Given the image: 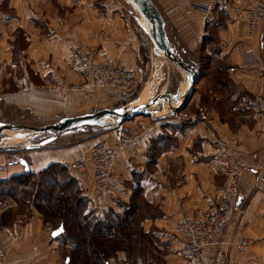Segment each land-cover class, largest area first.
I'll return each mask as SVG.
<instances>
[{
  "label": "crops",
  "instance_id": "obj_1",
  "mask_svg": "<svg viewBox=\"0 0 264 264\" xmlns=\"http://www.w3.org/2000/svg\"><path fill=\"white\" fill-rule=\"evenodd\" d=\"M50 1L0 0V122L9 123L18 114L51 124L60 115L71 116L106 102L102 88L77 91L67 87L81 80L66 72L60 61L74 46L93 48L98 58L104 53L125 68H139L137 26L121 0H77L74 4L66 0L74 5L71 18L58 17L55 24L43 16L42 9L46 10ZM152 1L165 21L168 38L172 32L174 42L206 57L212 55L214 42L215 61L226 66L214 84L208 82L213 77L210 72L202 73L185 113L187 121L171 134L172 145L151 154V148L160 143L158 138L169 131L165 120L137 117L123 122L128 139L117 162L114 192L109 197L96 198L90 174L76 173L70 165L85 157L95 143L112 144L117 133L113 129L101 130L93 139L75 140L72 135L77 132L62 133L39 148L0 151V180L24 173L22 158L34 174L60 163L79 181L82 194L89 200L88 210L90 200H94L106 210L117 212L129 203L134 188L140 187L148 207L141 227L163 250V264H188L176 250L172 227L190 217L195 208L211 204L222 183L227 151L236 149L246 203L226 229L222 244L204 248L196 262L264 264V182L257 180L264 172V120L239 108L244 96L259 95L263 89L264 23L248 35L245 22L237 17L238 9L253 0H230L229 5L213 11L211 21L198 7L207 5L208 0ZM18 31L25 39L19 56L20 71L14 63ZM17 205L11 201L0 208V213ZM29 210L14 214L13 221L0 228L5 251L0 263L64 264L69 247L51 235L53 228L43 223L34 206ZM244 237L251 242L240 250L238 244ZM167 244L171 249H164ZM108 264H127L126 253L117 252Z\"/></svg>",
  "mask_w": 264,
  "mask_h": 264
},
{
  "label": "built area",
  "instance_id": "obj_2",
  "mask_svg": "<svg viewBox=\"0 0 264 264\" xmlns=\"http://www.w3.org/2000/svg\"><path fill=\"white\" fill-rule=\"evenodd\" d=\"M230 0H208L207 5L198 6L207 16V21L213 19V11L218 6H226ZM237 17L243 19L248 35H252L264 23V0H253L237 11ZM97 50L77 45L71 48L69 54L60 59L61 64L70 74L81 78L72 82L68 88L77 91L102 88L108 101L119 106L131 104L130 99L137 92L138 78L134 70L125 68L120 61L106 54L97 57ZM242 111H251L257 118L264 120V83L261 94L244 96L241 101ZM119 123L116 128L115 141L112 144L98 142L91 146L88 154L71 163L72 171L79 174H90L95 197H109L114 192L116 179L115 169L121 152L127 142L128 135ZM236 149L227 151V159L222 174V183L212 196L208 207L195 208L190 217L177 222L171 230L172 239L178 243L176 249L188 264L196 262L199 253L206 247L222 244L226 229L233 219L242 212L247 200L241 189L237 171ZM258 181L264 182V172ZM91 216L101 217L105 208L99 202L90 200ZM250 240L242 238L238 244L240 250H245ZM67 246L74 249L76 243L66 240ZM164 249H171L170 244ZM4 247L0 243V258L4 256ZM4 264V263H0Z\"/></svg>",
  "mask_w": 264,
  "mask_h": 264
},
{
  "label": "trees",
  "instance_id": "obj_3",
  "mask_svg": "<svg viewBox=\"0 0 264 264\" xmlns=\"http://www.w3.org/2000/svg\"><path fill=\"white\" fill-rule=\"evenodd\" d=\"M158 139L163 143L153 146V153L160 152L173 143L171 138L160 136ZM38 175L36 192L29 204L35 207L43 222L54 224V229L60 226L63 228L58 238L63 242L70 239L76 243L74 249L67 251L64 264H108L109 259L119 251L126 253L127 264H135L137 261L142 264L163 262L162 258L154 260V256L145 257V245L138 247L137 234L148 241L152 247L151 253H161L154 239L141 227V220L147 214L141 210L143 195L140 187L134 188L130 201L125 204L122 212L109 208L105 209L103 216L94 217L88 212L89 200L82 194L79 181L64 165L52 163L40 170ZM33 177L35 174L28 171L0 180V203L8 196L17 204L23 205L17 197L26 198V189L34 187L29 185ZM7 183H11L9 188L2 190L1 185ZM133 246L139 251L135 250L136 254L131 258L129 255L134 251Z\"/></svg>",
  "mask_w": 264,
  "mask_h": 264
},
{
  "label": "rangeland",
  "instance_id": "obj_4",
  "mask_svg": "<svg viewBox=\"0 0 264 264\" xmlns=\"http://www.w3.org/2000/svg\"><path fill=\"white\" fill-rule=\"evenodd\" d=\"M66 0H64V3H59L57 0H51L48 2V6L45 9H42L43 11V16L44 19L47 21H51L52 23H56L57 18L59 19H68L70 20L72 12H73V7L74 5H71V3L67 4L65 3ZM77 0H70V2H73V4ZM121 3L123 5L127 6V13L131 16L132 20L134 21V24L137 26V37L140 40V59L138 62V69L134 70L137 74L138 78V87H137V92L135 95L130 99L129 102H131V105L133 104H145L148 102H151L150 105V110L152 111L153 114H157L155 120H165V122L168 125V130L167 135H161L162 137H167L168 139H172V133L174 132V129H177L180 126H183L185 121H187V117H185V113H187V108L191 103L192 97L194 93L196 92V87L199 85L200 80L202 79V73L203 72H210L209 74L211 75L212 78H208V82L214 84L215 80L217 78H220L223 76V72H225L226 66L222 61L216 62L215 59V52H216V46L214 42L212 43V55L210 57H206L203 55H199L198 50L193 51V52H188L185 46L181 44H177L178 42H174L172 39L175 40L174 35L171 34L169 38L171 39L170 42L174 48V51L179 59H181L184 62L189 63L195 70H198L199 72V79L197 83L193 87V93L188 101V103L179 111H177L175 114L171 116H159V112L163 111L164 108L167 107V104L165 101L159 99L157 102L152 104V98L154 96L159 95L160 93L164 94H175L178 90L179 87H181L182 83V77L184 72L181 70V68L176 65L174 62L170 61L168 58L164 57L162 54H159L157 50L154 48V44L152 40L149 38L147 32L144 30V24L138 14V12L134 9L132 5H130L126 0H121ZM47 14V15H45ZM134 16V17H133ZM165 29H167L165 27ZM25 47V39L24 35L22 34V31H18L16 34V45H15V57H14V63L17 66V71L22 69V63H20V51H22ZM89 48V47H88ZM71 50V49H70ZM195 58V60L193 58ZM212 64H215L214 69H212ZM212 65V66H210ZM211 68V69H209ZM66 70V69H65ZM207 70V71H206ZM67 72V71H66ZM36 82L38 80L35 78L34 79ZM208 84V83H207ZM97 104V103H96ZM119 105L112 103L111 101L106 100V102L101 101L100 105H95L92 107H86L82 112H77V113H71V115H76V114H81V113H86V112H94L96 110L102 109V108H113L117 107ZM241 106V103H240ZM239 106V108H240ZM65 115V114H64ZM67 116V115H66ZM64 117V116H63ZM141 118V119H147V120H152L149 117L145 116H136L135 118ZM13 120L9 122L10 124H17L21 125L23 128L19 130H4L0 133V151H6V150H16L18 151L21 148L26 147L27 145H34L42 139L48 137L47 132H41L37 133L35 131H31L29 129H32L33 127H43L47 125L44 122H39L34 117H31V119H25L23 115H18L14 114L12 117ZM61 118V115L58 116L57 118L53 119L52 123L57 122ZM133 118V119H135ZM131 119V120H133ZM130 120L126 121L129 122ZM2 122V121H1ZM119 124V123H118ZM111 125L107 127H86L84 130H79L77 133H75L74 138L75 140H82V139H93L101 130H116V128L120 125ZM123 124V123H122ZM24 135V137H21L20 135ZM171 141V140H170ZM98 143V142H97ZM163 142L161 141L159 144H162ZM168 143V141H166ZM46 145V144H45ZM43 145V146H45ZM161 145H159L160 147ZM161 152V151H160ZM159 153V152H157ZM151 152V154H157ZM23 159V158H22ZM67 168V167H66ZM68 169V168H67ZM39 179L38 173L35 174V177L31 178V182L29 183L30 186H34L33 188L26 189L27 193L25 192V196L28 199H23L24 197H17L19 198V201L23 205H17L13 209H8L5 210L3 213H0V228L4 225H7L8 223H11L14 219V214L16 213H28L30 210V207H33L32 204L30 203V200L32 199L31 197L33 194L36 192L35 188L37 185V180ZM34 182V184H33ZM11 183H7L5 185H1V188L8 189ZM29 194L30 196H27ZM2 199V198H1ZM4 199V198H3ZM15 201L13 198H9L8 196H5V199L1 202L0 208H3L7 206L11 201ZM27 206V207H26ZM147 203L146 201H142V207L141 210L148 214V209H147ZM89 212V210H88ZM90 214V213H89ZM91 215V214H90ZM43 220V219H42ZM50 228H53L54 230V224L52 223H45ZM53 226V227H52ZM60 235V234H59ZM57 235L56 237H58ZM136 239L139 242L138 244L141 247L145 245V250L144 254L145 257H153L154 260L155 258H163V250H161L160 254L152 252V247L149 246L148 241L145 238H140L139 235H136ZM70 240V239H68ZM152 240V239H151ZM66 243V241H65ZM67 245V243H66ZM157 245V244H156ZM135 246V245H134ZM133 246V249H134ZM69 247V246H68ZM70 249V248H69ZM71 250V249H70ZM135 250L139 251L138 248L134 249V251L129 255L131 258L133 257L134 254H136ZM66 255V253H65ZM127 256V255H126ZM159 264H163V262H159Z\"/></svg>",
  "mask_w": 264,
  "mask_h": 264
},
{
  "label": "water",
  "instance_id": "obj_5",
  "mask_svg": "<svg viewBox=\"0 0 264 264\" xmlns=\"http://www.w3.org/2000/svg\"><path fill=\"white\" fill-rule=\"evenodd\" d=\"M130 5H132L138 12L151 24V28L143 27L147 32L149 38L154 44V48L162 52L163 56L168 58L170 61L178 65L184 72L183 85L175 94H164L160 93L154 96L151 101L157 102L159 99L166 102L167 107L163 111L159 112V116H171L177 111L182 109L189 101L192 93L193 87L197 83L200 75L198 70H195L193 66L189 63L179 59L174 51V48L167 36L165 29V21L153 3L152 0H126ZM185 89V90H183ZM151 102L141 104L140 106H132L131 104L117 106L113 108H102L94 112H86L71 116L61 117L57 122L47 124L43 127H33L32 131L37 133L47 132L48 137L42 139V141L34 144L27 145V149L39 148L48 142L55 139L56 136L62 133H75L79 130H84L86 127H107L111 125H116L118 123H123L125 121L131 120L136 116H145L149 118H155L157 114H153L150 110ZM23 127L17 124L3 123L0 122V133L3 129L9 130H19ZM24 137V135H20ZM21 164L24 166V172H28L29 168L25 160L21 159ZM62 227L54 229L51 233L53 237L61 234L63 231H59ZM63 229V228H62ZM53 235V233H57Z\"/></svg>",
  "mask_w": 264,
  "mask_h": 264
},
{
  "label": "bare ground",
  "instance_id": "obj_6",
  "mask_svg": "<svg viewBox=\"0 0 264 264\" xmlns=\"http://www.w3.org/2000/svg\"><path fill=\"white\" fill-rule=\"evenodd\" d=\"M135 9V8H134ZM136 10V9H135ZM137 12H138V10H136ZM138 14H139V16H140V18H141V20H142V22H143V24H144V26L145 27H149V28H151V24L138 12ZM157 52L159 53V54H162V52L161 51H159L158 49H157ZM163 55V54H162ZM183 76H184V74H183ZM181 85H183V77H182V83H181ZM180 88V87H179ZM182 88V87H181ZM183 90H185V89H183ZM156 102V101H155ZM155 102H153L152 101V104H154ZM141 104H132V106H135V107H137V106H140ZM156 115V114H155ZM4 130H9V129H3V131ZM32 131V130H31Z\"/></svg>",
  "mask_w": 264,
  "mask_h": 264
},
{
  "label": "snow or ice",
  "instance_id": "obj_7",
  "mask_svg": "<svg viewBox=\"0 0 264 264\" xmlns=\"http://www.w3.org/2000/svg\"><path fill=\"white\" fill-rule=\"evenodd\" d=\"M59 231H63V229L61 228V229L58 230V232H59ZM58 232H57V233H53V235H57Z\"/></svg>",
  "mask_w": 264,
  "mask_h": 264
}]
</instances>
